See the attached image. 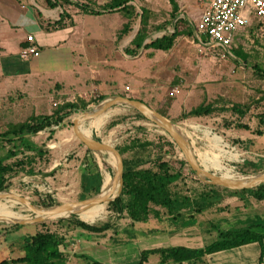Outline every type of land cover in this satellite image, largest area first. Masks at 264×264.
<instances>
[{
	"label": "rangeland",
	"instance_id": "374dc122",
	"mask_svg": "<svg viewBox=\"0 0 264 264\" xmlns=\"http://www.w3.org/2000/svg\"><path fill=\"white\" fill-rule=\"evenodd\" d=\"M107 1L75 0L71 4L64 0L61 2L64 6V15L69 22L71 16H77L87 10L99 11L103 14L92 15L87 22L88 26L94 28L92 36L95 40L93 42L90 39L85 41L91 62L88 67L100 74L93 85L101 84L106 88L115 86L114 92L109 96L123 95L138 99L153 110L162 113L182 131L192 144L198 161L211 172L221 174V171L216 169L227 168L244 176L264 170V135L254 138L253 142L245 145L247 139H239L238 136L245 137L247 134L241 133L243 129L236 126L238 123L246 124L250 129L260 128L264 131V124L259 123V119L264 115V27L259 24V20L251 19L250 25L234 38L229 52L216 47L209 54L203 55L199 53L193 42V31L207 0L203 1L202 7L197 5L198 0H176L178 5L176 11H172L168 0H131L128 2L130 6L128 14L123 10L119 12L103 11ZM141 8L146 10L143 14L146 24L143 27L140 23ZM177 20L178 22H176ZM126 23H129V30L126 34H121ZM141 27L143 29L142 36L145 37L143 45L175 31L178 32V35L173 46L167 51L145 49L142 46L136 48L130 44V41ZM235 50L244 53L246 60L239 58L234 53ZM30 84L33 86L32 82ZM126 86L129 87L128 90L124 88ZM174 87H178L179 92L171 96L170 91ZM46 92H48L46 85L38 86L37 84L31 88L28 86V93L26 92L25 95L22 91L13 92L0 89V133L7 130L10 124L22 122L30 115L44 112L46 106L44 94ZM87 94H89L86 97L89 100V106L81 112L96 106L101 101L97 102L100 97L104 96L91 90ZM49 99H51L49 100L50 112L62 105L60 102L53 105V102L57 100ZM211 101H215L219 105L239 103L248 107V110L242 118H238L236 114L229 111H223L207 116L180 119L181 115L192 107L202 102ZM81 112L80 110L74 112L67 119H71ZM99 118L100 124L93 128L91 136L100 141L109 142L115 147L128 145L132 138L152 142H158L160 138L171 140L161 128L128 107L115 106L101 113ZM87 124L89 121L80 127L84 134ZM53 128L55 135L50 137L47 135L48 131L45 133L40 131L32 136L36 141L34 144L36 146L45 143L53 144L51 151L54 154L62 155L68 151L65 143L61 145L65 136H71L73 141L79 142L73 133L72 123L53 126ZM60 130H63L62 134L59 133ZM49 138L53 140L49 142ZM44 139L47 142H43ZM10 148L11 144H5V147L0 150V155H4ZM20 156L19 154L18 157ZM105 157L108 156L104 155ZM168 157L183 159L177 146L174 153L168 154ZM11 161L13 158L6 162ZM102 163L104 169H108L110 172V179L107 181L106 192L103 196L109 198L114 194L116 184L111 183V164L107 160H103ZM43 166H47V164H41L33 174L20 171L7 179L6 188L2 190L4 192L1 193L0 199L14 214L22 218L32 217L31 212L13 199L12 195L24 196L38 207H47L50 200L53 202L52 205L61 203L58 200H53L47 192L48 187L43 179L47 172ZM183 172L185 179L179 181L181 191L195 196L205 189L202 185L203 182L196 175L187 169ZM222 174L225 172L223 171ZM237 203L241 206L239 212L234 211V206ZM253 203L256 204L254 209L250 207V209L244 210L242 203L239 200L235 201L234 196L224 195L221 202L205 211L200 218L198 217L201 222L197 227L179 231L177 239L181 238L178 239L180 242L183 240L182 246L201 247L207 245L216 239L219 229L236 228L250 220L253 213H260L264 216V203L255 201ZM105 207L106 209L103 208L97 213L80 217L93 225L110 224L111 226L105 231L104 236L99 235L97 239L100 243L99 245L94 244L97 246L94 251L97 250L98 256L105 257L111 264H132L136 259L134 247L127 245L128 248H126L125 245H119L120 242L130 237L127 232H123V228L131 227L130 218L125 211L120 213L115 210L111 202H108ZM51 216V218H56V214ZM162 216L165 215L162 214ZM0 218L5 221L9 220L2 214H0ZM80 218L78 215H74L68 219L82 221ZM151 218L154 217L151 216ZM59 220L61 219L42 222L45 225L41 223L24 225L14 231L5 232V227L10 225L0 224V234L3 236L9 234L7 236L9 242L16 236L20 237L21 234L27 236L44 230L58 231L59 234H64L66 231L59 226ZM153 222L150 227L159 226L157 221ZM185 224L189 225V222ZM138 226L142 225L138 224ZM163 226L160 225V227ZM81 230L86 232L78 227L75 231L71 230L74 239L68 243V250L79 251L82 238L78 233ZM1 237L2 235H0ZM154 238L155 236L150 240L153 242ZM165 238L158 244L150 242L149 246H169V236L167 235ZM143 244L147 245L146 242ZM8 247L4 248V257L12 256L11 252L7 251ZM60 247L63 248V246ZM155 257H149V264H154Z\"/></svg>",
	"mask_w": 264,
	"mask_h": 264
},
{
	"label": "crops",
	"instance_id": "0c3cea01",
	"mask_svg": "<svg viewBox=\"0 0 264 264\" xmlns=\"http://www.w3.org/2000/svg\"><path fill=\"white\" fill-rule=\"evenodd\" d=\"M74 1L75 0H68L70 4ZM61 2L62 0H0V89L5 91L12 90L13 92L22 91L25 95L26 92L28 93V86L31 88L36 84L38 86L46 85L48 89V92L44 94L46 108L44 107L45 111L40 114L52 113L50 112L49 100L51 99L49 98H55L57 101L53 103L60 102L61 104L64 102H75L80 104L79 102H82L86 104L87 108L89 106V100L86 98L89 95L87 94L88 91H97L105 97L109 96L110 93L115 90V86L106 88L101 84L93 85L95 84V79L100 74L94 72L93 68L90 69L88 67L91 62L85 41L87 39H90L92 42L95 40L92 36L94 34V28L88 26L87 22L89 21L88 18L95 14H89L83 11L77 16H71V21L69 22L64 15V6ZM197 5L200 6L199 4ZM203 8L204 6L202 10ZM65 11L67 10L65 9ZM98 15L103 14L100 13L95 16ZM56 22H61L62 25L58 26ZM242 31H244V29L238 32L234 38L240 35ZM28 35L33 36L34 44L39 49V55L25 60L20 57L19 51L21 48L30 44V42L27 41ZM31 82L33 86H31ZM43 131L44 133L48 131L47 135L49 137L55 133L53 126ZM51 131H53V133H51ZM242 131L241 133L247 135L245 137H238L239 139H247L245 145L253 142L254 138L260 137L252 128L248 130L243 129ZM59 133L62 134L63 130H60ZM31 140L33 143H36L32 136ZM52 140L51 138L48 139L49 142ZM56 140L58 141L59 139ZM45 141L44 139L43 142ZM61 143V145L65 143L68 148V151L62 155L57 153L54 154L51 151L53 144H40L41 147L39 145L41 149L48 152L43 156V159L46 158L47 160V166H43L47 174L43 179L48 187L47 192L49 196L53 200H58V202L63 203L83 200L97 194L103 187L105 173L109 172L108 169H104L98 154L90 151L80 142L73 141L71 136H65V139L62 140ZM182 175V179H185L184 172ZM180 180L177 182L178 189ZM204 190L205 189H203V191ZM234 197L235 201L239 200L237 196ZM251 202L252 205L250 207L254 209V205L256 204H254L253 201ZM250 207L243 209L247 210L250 209ZM239 210L234 211L239 212ZM205 211L196 214L193 219H187L180 223L172 221L168 216H160L158 218L149 217L144 222H134L130 219L131 227L123 228V232H127L130 237L120 242L119 245H125V247L130 245L134 247L136 259L132 264H137L140 258V251L153 247L151 245L149 246L150 242H152V240H150L151 237L155 236L151 244H154V242L157 244L163 242L162 239H166L165 236L168 235L170 241H165L170 242L168 243L169 246H177L176 244L181 245L183 240L180 242L178 239L181 238L177 239L179 231L197 227L200 224L199 222H201L199 218ZM154 220L159 223V226L150 227L152 223H154ZM257 221H264V216L260 213H253L250 220H247V222L237 227L256 223ZM186 222H189V225L185 224ZM138 224L142 226L137 227ZM61 225L62 224L59 226ZM160 225L164 226L160 227ZM61 228L64 229L66 227L61 226ZM75 229H77V227H74L72 231H75ZM84 231L86 232L81 230L78 233L79 237L82 238L79 251L68 250V243L74 238L72 237L71 230L69 233H64V244L60 245L63 246V248L59 247V250L67 255V262L71 264H85L88 260L85 257H89L102 263L111 264L105 257L98 256L97 250L94 251L95 248L97 249L95 245H99L100 243L97 238L99 235L104 236L105 232L94 233L87 230ZM8 235L9 234L5 235L7 242L5 241L1 244L0 261H9L13 258L21 257L24 254L18 240L20 237H23L24 234H21L20 237L16 236V238H13L10 242L7 238ZM14 239L15 242H13ZM143 242H146L147 245H144ZM6 247H8L7 251L11 252V257H4V248L6 249ZM150 256H156L154 264H161L157 254ZM259 256V244L251 243L207 255L199 264H257ZM149 263L150 258H148L146 264ZM181 264L193 263L184 262Z\"/></svg>",
	"mask_w": 264,
	"mask_h": 264
},
{
	"label": "trees",
	"instance_id": "16d2710c",
	"mask_svg": "<svg viewBox=\"0 0 264 264\" xmlns=\"http://www.w3.org/2000/svg\"><path fill=\"white\" fill-rule=\"evenodd\" d=\"M64 1L68 2V0ZM129 1L131 0H108L104 4L103 11L123 10L128 14L130 13ZM168 2L172 7V11L178 9L176 0H168ZM86 12L95 15L100 14L99 11L95 12L93 10H87ZM141 12L140 23L143 27L146 24L143 16L146 10L141 8ZM56 24L58 26L62 25L61 22H56ZM142 27L130 41V44L136 48H140L145 39L142 36ZM128 30L129 23H126L121 30V34H126ZM177 35L178 32L175 31L172 34L152 40L142 47L145 49L151 48L167 51L173 46ZM234 53L239 58L246 60V55L241 51L235 50ZM103 98L100 97L97 102ZM79 103L64 102L50 114L30 115L22 122L10 124L7 130L0 133V150L5 147V144H11V148L4 155H0V191L6 188L7 179L13 175L20 171L33 174L41 164L47 163L46 158L43 159V156L48 152L36 146L32 142L31 136L36 135L46 128L60 126L74 112L80 109L84 110L86 104ZM247 110L248 107L239 103L219 105L215 101L202 102L192 107L189 111L184 112L180 119L207 116L215 112L223 111H229L236 114L238 118H242L245 116ZM160 114L162 115V113ZM263 116L259 119V123L262 125L264 124ZM236 126L246 130L250 129L246 124L238 123ZM254 132L259 136L264 135V131L260 128L254 130ZM116 148L123 159V187L120 195L111 204L118 212L122 213L125 211L128 217L134 222H144L151 216L158 218L162 214L168 216L174 222L193 219L196 214L221 202L224 195L237 196L244 209L252 205L251 201L264 203V184H261L255 189L228 190L219 186L202 183L205 190L195 196H190L178 189L177 182L182 179V174L185 169L193 175L195 173L184 159L168 157V154L174 153L176 149V145L171 140L160 138L158 142H152L132 138L128 145ZM19 154H21L20 157H18ZM126 154L128 155L126 156ZM11 158H13V161L6 162ZM108 158L116 166V160L110 156ZM216 170L221 171V174L223 171L225 173H236L227 168H219ZM106 178L107 181L110 179L109 172H106ZM52 203V200H50L46 206H51ZM239 205L236 204L234 210H239L241 208ZM58 216H67V214H56V218ZM81 220L83 222L73 221L72 219H61L58 221V224L66 227L64 228L66 232H69L74 227H80L89 232L104 233L111 227L110 224L93 225L83 219ZM41 224L45 225V223ZM20 227L22 226L14 225L5 227L4 232L9 230L14 231ZM18 240L20 248L24 252L23 256L13 258L9 261L1 260L0 264H71L67 262V255L59 250L60 245L64 244L65 236L64 234H59L58 231L44 230L20 237ZM5 241L6 238L2 235L0 244ZM251 243L259 244L260 256L257 264H264V221H257L256 223L227 230L219 229L216 239L201 247L177 245L142 249L137 264H146L149 256L153 254L159 256L161 264H181L184 262L199 264L207 255ZM85 258L88 259L85 264H106L89 257Z\"/></svg>",
	"mask_w": 264,
	"mask_h": 264
},
{
	"label": "water",
	"instance_id": "95a60500",
	"mask_svg": "<svg viewBox=\"0 0 264 264\" xmlns=\"http://www.w3.org/2000/svg\"><path fill=\"white\" fill-rule=\"evenodd\" d=\"M115 106H124L128 107L147 120L153 122L156 126L161 128L171 139V141L177 146L180 150L183 159L186 161L187 165L195 173L197 178L203 183L213 186H219L228 190H243V189H255L261 184H264V170L257 172L253 175H244L240 178H230L223 176L221 174H216L209 171L205 168L196 157L194 153L192 144L190 141L178 131V127L161 115L156 110L150 108L145 102L129 98L123 95H112L103 98L96 106L87 109L71 119L64 120L60 126L68 125L72 123V130L76 138L81 144H83L87 149L98 154L101 161L103 162L104 155L113 157L116 160V166L112 167V181L111 183L118 184L117 193L110 199L108 202H113L121 193L123 187V159L120 155L118 149L110 144L96 138L91 135L84 134L80 127L89 120H92L97 115L108 111L109 109ZM29 136V135H26ZM103 188V187H102ZM102 188L100 191L83 200L74 201V202H63L47 207H38L34 205L28 198L21 195H12L11 197L18 201L19 204L23 205L28 211L31 212L32 217L29 218H16L9 219L5 221L0 218V224H6L10 226L14 225H30L34 223H42L47 220L52 219H64L69 218L78 214L80 207L92 206L96 203L103 202L107 200L105 197H99ZM2 191H0L1 193ZM1 196V194H0ZM1 198V197H0ZM63 212H68L67 216H58L57 218H51L52 214H59Z\"/></svg>",
	"mask_w": 264,
	"mask_h": 264
},
{
	"label": "built area",
	"instance_id": "2783aa9c",
	"mask_svg": "<svg viewBox=\"0 0 264 264\" xmlns=\"http://www.w3.org/2000/svg\"><path fill=\"white\" fill-rule=\"evenodd\" d=\"M203 1L198 0V4L203 5ZM252 18H257L264 27V0H207L194 25L193 42L203 55L216 47L229 52L234 36L250 25ZM27 41L30 44L19 51L20 57L25 60L39 55L32 35L27 36ZM178 92L179 88L174 87L170 95Z\"/></svg>",
	"mask_w": 264,
	"mask_h": 264
},
{
	"label": "bare ground",
	"instance_id": "6f19581e",
	"mask_svg": "<svg viewBox=\"0 0 264 264\" xmlns=\"http://www.w3.org/2000/svg\"><path fill=\"white\" fill-rule=\"evenodd\" d=\"M100 115L101 114L97 115L92 120H89V124H87V126H85V134L86 135H91L93 128L97 127L100 124V118H99ZM178 131H180L182 133V131L179 128H178ZM103 159L107 160L113 167H115V165L112 163V161L108 157H105ZM205 168H207V167H205ZM221 175L226 176V177H230V178L243 177L239 173H227V174L225 173V174H221ZM106 186H107V178H106V173H105L103 188H102V191H101L99 197L104 196V192H106L105 191ZM117 189H118V184H116V190H115L114 194L112 196H110L109 198H107V200H105L101 203H96V204H94L92 206H88V207H80L78 210V214H77L79 216V218L86 216V215H91V214L97 213V212L101 211L103 208H105V205L108 203V199L112 198L117 193ZM0 214H2L3 216H5L8 219L22 218L21 216L14 214L1 199H0ZM59 214H67L68 215V212H63V213H59Z\"/></svg>",
	"mask_w": 264,
	"mask_h": 264
}]
</instances>
